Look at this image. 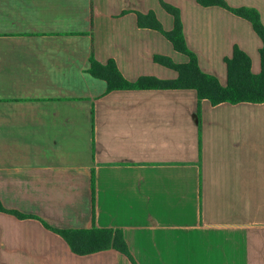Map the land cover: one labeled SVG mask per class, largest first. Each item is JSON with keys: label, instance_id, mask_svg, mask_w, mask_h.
I'll list each match as a JSON object with an SVG mask.
<instances>
[{"label": "crops", "instance_id": "crops-1", "mask_svg": "<svg viewBox=\"0 0 264 264\" xmlns=\"http://www.w3.org/2000/svg\"><path fill=\"white\" fill-rule=\"evenodd\" d=\"M164 1L203 73L227 87L236 48L261 73L252 23ZM225 1L264 25V0ZM150 12L174 29L160 0H0V204L35 217L0 212V264H133L114 249L77 255L44 222L121 229L137 264H264V103L203 100L200 130L195 90L107 93L90 73L94 55L132 83L179 77L155 58H189L140 27Z\"/></svg>", "mask_w": 264, "mask_h": 264}, {"label": "trees", "instance_id": "trees-1", "mask_svg": "<svg viewBox=\"0 0 264 264\" xmlns=\"http://www.w3.org/2000/svg\"><path fill=\"white\" fill-rule=\"evenodd\" d=\"M204 7H221L234 15L241 17L252 23L254 30L261 38L263 47L260 50L262 71L255 75L251 71L250 57L236 48L232 58L226 60L229 72L227 87H222L218 79L201 71L197 56L187 47L181 15L178 8L160 0L162 7L175 19L174 29L166 32L155 14L150 12L147 15L138 14L139 25L142 28H151L162 33L172 42L175 49L189 58L187 64H176L167 57H156L155 61L168 68L175 70L179 77L172 81H159L155 78H142L132 83L127 81L119 71L116 63L111 60L106 65L91 56L90 73L107 82V93L116 90H149V89H192L198 94V122L201 130L202 108L201 102L209 100L212 105L217 106L222 103H264V25L261 15L254 8L241 7L233 8L225 0H196ZM93 203L95 201V178L92 179ZM0 212L15 215L20 219L35 218L34 216L23 215L17 211L5 209L0 204ZM95 219V217H94ZM44 225L51 231L59 234L70 246L73 253L86 256L94 253L117 250L127 256L133 264H137L131 255L128 244L121 229H100L95 223L90 228L78 230H59L44 222Z\"/></svg>", "mask_w": 264, "mask_h": 264}]
</instances>
